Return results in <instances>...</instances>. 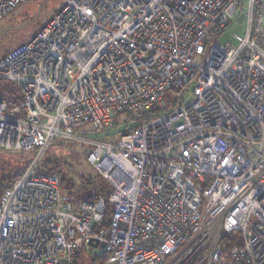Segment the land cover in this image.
Masks as SVG:
<instances>
[{
    "label": "built area",
    "instance_id": "obj_1",
    "mask_svg": "<svg viewBox=\"0 0 264 264\" xmlns=\"http://www.w3.org/2000/svg\"><path fill=\"white\" fill-rule=\"evenodd\" d=\"M26 1L0 0V19ZM241 3L64 0L0 56L21 94L0 101V150L34 149L0 197V264H74L83 251L104 264H264V0H248L243 35L218 42ZM117 114L140 123L88 153L111 187L99 228L104 199L62 193L37 166L54 141Z\"/></svg>",
    "mask_w": 264,
    "mask_h": 264
},
{
    "label": "rangeland",
    "instance_id": "obj_2",
    "mask_svg": "<svg viewBox=\"0 0 264 264\" xmlns=\"http://www.w3.org/2000/svg\"><path fill=\"white\" fill-rule=\"evenodd\" d=\"M64 0H27L4 17L0 19V56L17 47L19 44L28 40L35 34L42 25L50 19V17L59 9ZM242 3L238 12L230 19V22L224 32L218 38V42L223 44L226 42L234 43L233 34L243 35L246 31L247 23L241 18V14H246L248 10V0H241ZM202 56H196L194 62L201 64ZM13 85L15 90L17 84L6 82L1 88L10 89ZM10 97L6 94V98ZM176 95L168 91L164 100L161 102V108L170 107L175 100ZM16 100L14 105L18 104ZM124 119L123 114L114 117V121L121 122ZM112 120V121H113ZM123 126H121L122 128ZM79 130H88L87 134H80L79 139L60 140L53 146L48 148L47 155L49 157L58 156L59 160H66L72 166L71 172H65L70 183L62 186L61 192H71V196L78 193V187L81 185V176L90 177L98 180L99 172L88 162L87 155L93 148V141L113 142L117 139V133L114 129L96 130L90 126H83ZM16 155L0 150V178L5 173H11L13 167L19 165ZM64 171V169H63ZM95 254H99L98 251ZM93 255L88 251H83L78 264H92L90 262Z\"/></svg>",
    "mask_w": 264,
    "mask_h": 264
},
{
    "label": "trees",
    "instance_id": "obj_3",
    "mask_svg": "<svg viewBox=\"0 0 264 264\" xmlns=\"http://www.w3.org/2000/svg\"><path fill=\"white\" fill-rule=\"evenodd\" d=\"M6 82H7L6 80L0 79V86L2 87ZM12 84L15 85V83H12ZM14 88L15 87L13 85H11L10 89L1 88L0 101H6L10 105H13L16 100L20 101L21 94H20L19 87L17 86L16 90ZM6 94H8L10 97L6 98ZM120 115L121 114H117L116 116H120ZM123 116H124V119L121 122H117L113 120L111 125L106 129H114L115 130L114 133H117V135H119L122 132H126V131H129L135 128L140 123V121L138 119L136 120L134 116L131 114H123ZM121 126L123 127L121 128ZM93 131H96V130L94 129ZM76 133L78 135L87 134L89 133V131L88 130H77ZM58 141L60 140L54 141L49 146V148ZM47 152L48 151H46L43 158L39 161L38 166H37V172L58 176L61 188H63L64 186H66L67 183H70V181L68 180L69 178L67 179L65 172H71L72 166L66 160H59L58 156L49 157L47 155ZM9 153L15 154L16 160L20 162V164L14 166L13 167L14 169L12 170L11 173H5L0 178V197L2 193L4 192V190L12 183V181L16 179L17 177H19V175L25 170L26 166L31 161L32 156L34 155V149L28 150L26 152H9ZM99 176L100 178H98V180L90 178V177L81 176L80 178L81 185L78 187V193L75 195V197L77 199L95 200L96 198L101 196L105 201L106 207H105L104 219L99 228H107V226L109 225V218L111 215V207L107 202V198H108L109 193L111 192V187L109 183L105 180V178H103L100 174ZM67 194L71 195V192H68ZM80 256L81 254L78 255L77 260L79 259ZM105 258L106 257L103 253L95 254L91 258L90 262L92 264H104ZM77 260L74 262V264H78Z\"/></svg>",
    "mask_w": 264,
    "mask_h": 264
},
{
    "label": "water",
    "instance_id": "obj_4",
    "mask_svg": "<svg viewBox=\"0 0 264 264\" xmlns=\"http://www.w3.org/2000/svg\"><path fill=\"white\" fill-rule=\"evenodd\" d=\"M89 244L92 245V246H94V247L96 246V243H93V242H90ZM102 246H103V244L101 243L100 244V247H102Z\"/></svg>",
    "mask_w": 264,
    "mask_h": 264
}]
</instances>
